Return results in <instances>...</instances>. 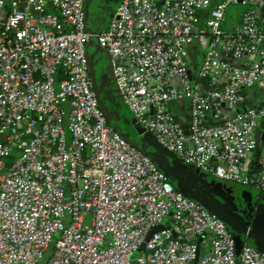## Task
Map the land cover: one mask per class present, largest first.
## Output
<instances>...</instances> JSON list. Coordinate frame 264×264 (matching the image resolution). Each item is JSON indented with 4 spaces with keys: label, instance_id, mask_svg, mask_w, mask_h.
Wrapping results in <instances>:
<instances>
[{
    "label": "built area",
    "instance_id": "1",
    "mask_svg": "<svg viewBox=\"0 0 264 264\" xmlns=\"http://www.w3.org/2000/svg\"><path fill=\"white\" fill-rule=\"evenodd\" d=\"M87 2L0 0V264H41L55 239L44 264H264L109 123ZM97 39L135 126L186 165L264 191V157L249 162L264 104L246 94L264 90V0H121Z\"/></svg>",
    "mask_w": 264,
    "mask_h": 264
},
{
    "label": "crops",
    "instance_id": "2",
    "mask_svg": "<svg viewBox=\"0 0 264 264\" xmlns=\"http://www.w3.org/2000/svg\"><path fill=\"white\" fill-rule=\"evenodd\" d=\"M120 1L88 0L86 4L87 29L92 34V38L88 43V53L93 77L96 80L101 100L111 114L113 126L120 130L123 135L136 141L135 136H137L138 132L134 125V117L124 105L117 90L110 54L100 46L97 39V34L106 30L111 20L115 17ZM104 63L105 65H103ZM246 94L251 104H264V90H261L259 87L255 86L248 89ZM170 108L184 124L189 123L190 106L188 103L175 101L170 104ZM119 125L125 127V129L122 130V127H118ZM142 136L145 138L151 137L152 140L150 141H154V138L149 132H146ZM149 150H154V148L150 147ZM263 152L264 149L261 146V148L251 155L249 160L250 166H255L259 158L263 156ZM166 158L171 165H174L176 160H179V158L172 154H167ZM200 175L208 182L215 181L216 184H219L225 190V197L220 200L221 206L225 208V217L229 221L228 224L235 234L239 246H243L246 243L254 244L248 232L251 230L264 233V191L236 182H220L209 172L201 171ZM172 180L177 186L183 189L185 188L182 185V179L180 177H172ZM240 193H244L245 198H242ZM226 196L229 197V200Z\"/></svg>",
    "mask_w": 264,
    "mask_h": 264
},
{
    "label": "water",
    "instance_id": "3",
    "mask_svg": "<svg viewBox=\"0 0 264 264\" xmlns=\"http://www.w3.org/2000/svg\"><path fill=\"white\" fill-rule=\"evenodd\" d=\"M86 23H87V10H86ZM91 75L93 77L92 71H91ZM191 79H192V76H191ZM93 80H94V84H95L96 90H97L99 98H100L101 106L105 110V112L107 113L109 123L113 126L112 121H111V114L108 112L106 106L103 104V102L101 100V97L99 94V89L97 87L96 80L94 77H93ZM244 103L247 104L248 101L246 100ZM113 128L115 130H117L119 133H121L120 130H118L116 127L113 126ZM136 128H137V132H138L137 136H135L136 142H134L130 137L125 136L122 133L121 134L132 145H134L135 147H137L138 149L143 151L145 154L151 156L152 159L163 170H165L170 175L171 178L175 177V176L180 177L182 179V185L185 187L184 189L189 194V196H191L193 199L202 203L204 206H206L212 212L216 213L219 217H221L228 224L229 221L227 220V218L225 217V214H224L225 208H223L221 206V201H220L221 199H223L225 197V190H223L219 186V184H216L215 181L208 182L205 178H203L200 175L201 174L200 169H195L189 165H186L180 159L176 160L174 165H171L170 163H168L166 155L169 153L165 150V148L159 142H157L155 139H154V141H150V140L146 139L144 136H142L143 134H145L147 132L144 127H142L140 125H136ZM262 140H264V133L262 135ZM150 147H153L154 150H149ZM198 191H203V193L209 192L210 196L207 197L204 194L201 196ZM165 228H166V226L164 224H160V225L154 227L150 231V233L147 237V241L151 239V237L153 236L154 233L161 231V230H164ZM248 235L250 236L251 240L253 241V243H254L253 245L257 249H259L260 251L264 252V233H261L259 231H251L250 230L248 232ZM139 250L144 251L145 250V244H143ZM198 258H199V252H198ZM133 264H136V263L133 262Z\"/></svg>",
    "mask_w": 264,
    "mask_h": 264
},
{
    "label": "rangeland",
    "instance_id": "4",
    "mask_svg": "<svg viewBox=\"0 0 264 264\" xmlns=\"http://www.w3.org/2000/svg\"><path fill=\"white\" fill-rule=\"evenodd\" d=\"M248 9L247 6L245 5H230L226 11V19H227V22L225 23V27L227 30H231L232 29V25L234 24H237V23H240V19L242 17V14ZM88 56H89V53H88ZM89 61H90V58H89ZM105 65V63L103 64ZM118 127H122V130L125 129V127L123 126H118ZM148 138V140H152L151 137H146ZM136 142V141H134ZM263 146V149H264V144L262 145ZM263 157H264V152H263ZM200 193V195L202 196L203 194L205 196H210V193L209 192H205L203 193V191H198ZM198 193V194H199ZM226 193V192H225ZM241 197L242 198H245L244 196V193H240ZM229 200V197L226 196ZM170 220V218H167L165 220V223H167L168 221ZM59 234H56V238H58ZM207 239H209V237H207ZM56 241V239H55ZM55 241L54 243L52 244L51 248L49 249V251L47 252L46 256L44 257V259L41 261V264H44L46 262V260L52 255L53 253V249H54V245H55ZM140 255L139 252H136L133 256L134 259H136L138 256Z\"/></svg>",
    "mask_w": 264,
    "mask_h": 264
},
{
    "label": "trees",
    "instance_id": "5",
    "mask_svg": "<svg viewBox=\"0 0 264 264\" xmlns=\"http://www.w3.org/2000/svg\"><path fill=\"white\" fill-rule=\"evenodd\" d=\"M198 53H199V54H198ZM197 54H198L199 57H201V55H202V51H201L200 49H198V48H197ZM199 57H198V58H199ZM197 63H198V64L200 63V59L198 60ZM198 64H197V65H198ZM61 78H63V75H62V74H60V75L58 76V79H61ZM121 135H122V134H121ZM263 144H264V142H263ZM255 168H256V169H259V165H258V163L255 164ZM244 186H246V185H244Z\"/></svg>",
    "mask_w": 264,
    "mask_h": 264
}]
</instances>
